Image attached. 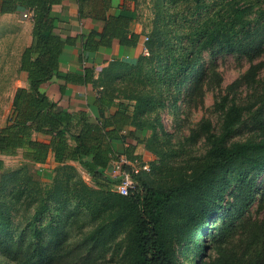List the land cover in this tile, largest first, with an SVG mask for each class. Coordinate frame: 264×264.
Returning a JSON list of instances; mask_svg holds the SVG:
<instances>
[{
  "label": "trees",
  "instance_id": "obj_1",
  "mask_svg": "<svg viewBox=\"0 0 264 264\" xmlns=\"http://www.w3.org/2000/svg\"><path fill=\"white\" fill-rule=\"evenodd\" d=\"M61 1L0 0V13L14 11L18 6L27 7L32 11L33 21V41L20 53L19 67L26 73L27 85L15 89L6 122L0 126V155L16 154L19 150L22 158L32 165L45 163L52 156L56 166L73 170L75 166L70 161L77 162L94 183L90 185L80 177L73 184L74 195L90 209L93 218L101 217L90 236H113L128 228L126 264H183L175 253L174 241L180 243V253L192 252L191 260L194 262L191 264H225L224 259L227 258H223L221 252L208 262L203 259L206 245L203 238L219 235L227 221L233 215H240L245 208L243 205H247L245 200H239L236 205L232 202L221 204L229 189L236 187L238 193L249 200L257 177L264 172V96L254 115V124L261 131L259 138L230 141L243 121L242 107L232 103L225 108L219 130L207 131L208 146L199 160L179 168L171 181L157 187L132 173L137 190L120 194L111 189L120 177L112 176L109 167L114 169L113 162L120 155L137 157L136 146L147 141V130L151 128L154 132L157 126H161L158 112H154L152 118L140 119L142 109L151 114L153 109L166 107L172 100V86L175 85L177 95L179 83L196 71L200 56L192 58L189 53L185 56L183 49L176 54L175 46H167L160 31L151 34L145 41L149 56H137L138 63H141L138 76L145 58L150 61L165 59L166 70L162 72L158 64L150 73L153 77L148 82L139 80L142 89L138 96L132 92L124 94V89L129 87L126 84L122 86L121 94H115L118 76L133 64L118 56L109 59L104 54L101 58L103 65L98 76L94 77L95 54L110 50L114 43L121 48H135L144 36L143 31L133 30L137 12L123 8L116 13H108L103 18L100 31L93 28L88 33L71 35L65 33L59 16L51 8L53 3ZM251 8L249 4L232 8L233 18L228 26L233 29L237 23L234 36L228 33L225 23L212 24L209 30L204 31L205 38L200 47L218 45L222 52L252 54L264 44V24L260 28L254 27L258 33L251 32L254 30L244 20L245 13ZM259 12L264 15V8ZM79 13L82 14L80 10ZM77 44L80 48L77 61L81 65L84 62L81 71L61 74L65 48ZM53 76L62 78L65 83L91 87L92 96L86 102L89 109L70 110L49 98L41 86ZM149 84H154L155 92H151ZM59 90L61 94L65 92L61 83ZM121 96L136 100L135 106L130 109L129 103ZM177 99L175 97L174 101ZM89 111L93 114L90 115ZM3 164L0 158V169ZM35 172L42 174L38 169ZM43 176L53 178L49 172ZM70 178L63 182L67 183ZM54 181L57 186L62 182L58 177ZM50 190L51 193L54 188ZM217 216L225 219V225L214 232ZM8 229V218L1 217L0 242L10 237ZM239 241L244 245L246 256H239L234 264H264V215L250 225ZM54 251L45 250L42 244L35 245L32 250L45 259H50ZM197 258L199 262H195Z\"/></svg>",
  "mask_w": 264,
  "mask_h": 264
},
{
  "label": "rangeland",
  "instance_id": "obj_2",
  "mask_svg": "<svg viewBox=\"0 0 264 264\" xmlns=\"http://www.w3.org/2000/svg\"><path fill=\"white\" fill-rule=\"evenodd\" d=\"M247 4L252 8L245 13L244 20L251 30L255 26L260 28L264 24V15L259 12L264 8V0L136 1L144 36L160 31L166 41L162 42L175 46L176 54L183 49L185 56L188 53L192 58L200 56L196 71L179 83L177 95L175 85L172 86V100L166 107L153 109L151 114L142 109L140 119L152 118L154 112H158L161 122L154 132L151 128L147 130V141L139 143L135 149L138 159L148 164L147 169L139 168L136 175L149 185H165L179 168L199 160L208 146L207 131L219 130L225 108L232 103L242 107L243 121L230 141L259 138L261 135L254 124V115L264 96V44L249 56L219 51L218 45L200 47L205 38L204 31L209 30L212 24L225 23L228 33L234 36L237 23L233 29L228 26L233 18L232 8ZM251 32L255 34L258 30ZM23 46L24 41L19 40V34H5L0 39V126L6 122L15 88L27 82L24 71L19 67ZM139 50L133 56L120 57L133 65L118 76L115 94H121L122 86L126 84L129 87L123 93L132 92L138 96L142 89L139 80L148 82L153 77L150 73L158 64L162 72L166 70L165 59L150 61L145 58L138 76L141 63H138L137 56L142 54ZM149 54L148 51L145 56ZM137 84L139 87L136 88ZM153 87L154 84L148 85L151 92L156 91ZM175 97L178 98L176 102ZM122 99L129 103L130 109L136 104L134 99ZM0 158L4 162L0 169V218H8V233L11 234L0 242V264H26L29 261L31 264H126L128 228L113 236H90L101 217L93 218L90 209L74 195L72 187L80 177L90 185L94 183L77 162L70 161L75 170L61 168L54 163L32 165L22 158L19 150L16 154L0 155ZM36 169L42 174H37ZM45 172L51 173L53 178L46 179L43 176ZM111 175H117V171L111 169ZM69 176V181L63 182ZM55 177L62 180L59 186L54 181ZM52 188L54 190L50 193ZM112 188L114 190L115 186L111 185ZM239 200L247 203L240 215H233L219 235H204L206 245L202 253L205 261L212 260L218 252L227 258L224 259L225 264H234L239 256H246L239 238H243L250 225L264 215V172L257 177L249 200L238 193L236 187H231L221 204L232 202L236 205ZM214 225V232L223 229L225 219L217 216ZM37 244H42L47 251H56L50 259L39 257L32 252ZM174 248L181 263L194 262L191 251L180 253V243L174 241ZM195 262H199V258Z\"/></svg>",
  "mask_w": 264,
  "mask_h": 264
},
{
  "label": "crops",
  "instance_id": "obj_3",
  "mask_svg": "<svg viewBox=\"0 0 264 264\" xmlns=\"http://www.w3.org/2000/svg\"><path fill=\"white\" fill-rule=\"evenodd\" d=\"M136 1L137 0H84L80 3L78 0H62L60 3H53L51 8L53 12L59 16L60 24L65 28V33L74 35L88 33L93 28L100 31L104 23L103 18L108 13H116L123 8L130 10L131 12H137ZM79 10L82 14L79 13ZM31 12L32 11L27 7L18 6L14 11L0 13V39L5 34H19V40L24 41L23 48L30 45L33 41V21L32 14H30ZM24 14L26 15L24 16ZM133 30L135 32L142 31L138 12L136 20L133 23ZM140 48L141 43L135 48L128 49L125 47L121 48L118 43H114L110 50L106 49L105 51L97 52L95 54L94 77L98 76L100 67L103 65L101 58L104 54L108 55L109 59L116 56L129 57L130 55L133 56L138 53V49ZM79 50L80 48L78 44L65 48L60 64L61 74L81 71L82 65L77 61ZM59 83L64 86L65 92L63 94H61L59 90ZM26 85L27 82L23 85H18L17 87ZM41 89L45 91L49 98L57 101L58 104L70 110H76L79 108L86 110L89 109L86 107V102L91 99V87H80L72 82L65 83L62 78L53 76L41 86ZM91 114L93 113L91 112ZM118 145L119 144H117V146ZM38 164H53L52 156H50L47 162Z\"/></svg>",
  "mask_w": 264,
  "mask_h": 264
},
{
  "label": "built area",
  "instance_id": "obj_4",
  "mask_svg": "<svg viewBox=\"0 0 264 264\" xmlns=\"http://www.w3.org/2000/svg\"><path fill=\"white\" fill-rule=\"evenodd\" d=\"M32 14V12L30 13ZM26 14H24L25 16ZM148 39V36H143L141 40V53L148 54V47L145 45V41ZM84 63V62H82ZM114 169L117 171V175L120 177L118 183L115 184V190L120 194H128L130 192L137 190V182L135 181L132 173H137L138 169H147L148 164L141 162L137 157L129 158L124 155H120L118 160L113 162ZM129 166V168H128Z\"/></svg>",
  "mask_w": 264,
  "mask_h": 264
},
{
  "label": "water",
  "instance_id": "obj_5",
  "mask_svg": "<svg viewBox=\"0 0 264 264\" xmlns=\"http://www.w3.org/2000/svg\"><path fill=\"white\" fill-rule=\"evenodd\" d=\"M112 168L111 167H109V170H111Z\"/></svg>",
  "mask_w": 264,
  "mask_h": 264
}]
</instances>
